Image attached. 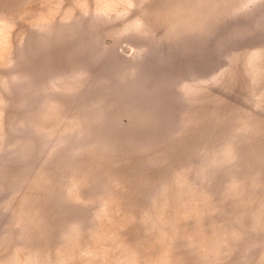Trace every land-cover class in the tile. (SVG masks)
I'll return each instance as SVG.
<instances>
[{"label": "rangeland", "instance_id": "1", "mask_svg": "<svg viewBox=\"0 0 264 264\" xmlns=\"http://www.w3.org/2000/svg\"><path fill=\"white\" fill-rule=\"evenodd\" d=\"M0 264H264V0H0Z\"/></svg>", "mask_w": 264, "mask_h": 264}]
</instances>
